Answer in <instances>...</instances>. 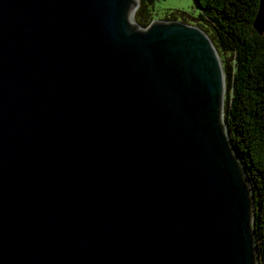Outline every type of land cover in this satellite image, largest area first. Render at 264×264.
I'll return each mask as SVG.
<instances>
[{
    "label": "water",
    "instance_id": "1",
    "mask_svg": "<svg viewBox=\"0 0 264 264\" xmlns=\"http://www.w3.org/2000/svg\"><path fill=\"white\" fill-rule=\"evenodd\" d=\"M138 6L0 0V264H258L216 49Z\"/></svg>",
    "mask_w": 264,
    "mask_h": 264
},
{
    "label": "trees",
    "instance_id": "2",
    "mask_svg": "<svg viewBox=\"0 0 264 264\" xmlns=\"http://www.w3.org/2000/svg\"><path fill=\"white\" fill-rule=\"evenodd\" d=\"M195 1L200 8L195 25L210 38L221 61L223 121L255 196L256 252L258 264H264V34L252 27L258 0ZM153 2L139 0L134 19L143 28L154 20L148 7Z\"/></svg>",
    "mask_w": 264,
    "mask_h": 264
},
{
    "label": "rangeland",
    "instance_id": "3",
    "mask_svg": "<svg viewBox=\"0 0 264 264\" xmlns=\"http://www.w3.org/2000/svg\"><path fill=\"white\" fill-rule=\"evenodd\" d=\"M148 7L151 10V16L154 18V20H163L164 18L173 15L176 21H184L186 24L194 26H196L195 24H197L196 20L198 19L200 13V8L195 0H154V2ZM247 185L250 190V183L248 184L247 182ZM251 211L252 213L254 212L253 207ZM253 227L252 216L251 228Z\"/></svg>",
    "mask_w": 264,
    "mask_h": 264
},
{
    "label": "bare ground",
    "instance_id": "4",
    "mask_svg": "<svg viewBox=\"0 0 264 264\" xmlns=\"http://www.w3.org/2000/svg\"><path fill=\"white\" fill-rule=\"evenodd\" d=\"M134 22V21H133ZM204 32V31H203ZM224 98H225V84H224V75H222V126H223V128H224V131L225 132H227V128H226V130H225V125H224V121H223V115H224ZM241 166V165H240ZM242 167V166H241ZM250 202H252V190H251V188H250ZM252 215H253V213H252V211H251V218H252ZM251 233H252V235H253V230H252V228H251Z\"/></svg>",
    "mask_w": 264,
    "mask_h": 264
}]
</instances>
